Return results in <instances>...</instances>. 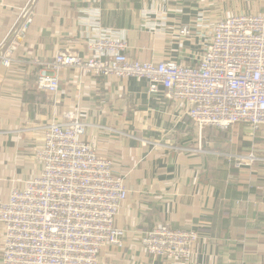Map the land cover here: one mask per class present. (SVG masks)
<instances>
[{
  "label": "crops",
  "instance_id": "0c3cea01",
  "mask_svg": "<svg viewBox=\"0 0 264 264\" xmlns=\"http://www.w3.org/2000/svg\"><path fill=\"white\" fill-rule=\"evenodd\" d=\"M28 1L0 0V43ZM31 5L32 22L11 67L0 63V198H7L13 180L38 168L32 151L40 145L38 128L78 108L87 123L83 139L115 163L116 174L126 175L128 194L115 220L126 237L122 247L101 252V264H264V127L252 136L241 124L228 132L206 129L199 142L192 121L180 119V108L162 88L149 92L144 79L89 77L66 68L56 104L36 88L38 74L58 50L86 56V43L108 33L126 39L133 59L194 66L203 48L197 30L228 14H264V0ZM183 26L193 35H178ZM249 153L261 159L238 167L226 156ZM158 223L198 232L190 259L170 261L143 248L142 237Z\"/></svg>",
  "mask_w": 264,
  "mask_h": 264
},
{
  "label": "built area",
  "instance_id": "2783aa9c",
  "mask_svg": "<svg viewBox=\"0 0 264 264\" xmlns=\"http://www.w3.org/2000/svg\"><path fill=\"white\" fill-rule=\"evenodd\" d=\"M32 2L21 8L0 43L6 68L26 38ZM177 34L193 32L183 26ZM195 35L203 39V48L190 66L172 59H133L126 39L108 33L86 43V56L58 50L38 74L36 88L56 104L66 68L89 77L144 79L149 92L162 88L180 108V119L192 121L199 142L206 129L228 132L236 124L254 135L264 127V14H228ZM86 129L78 108L38 128L40 145L32 150L38 168L13 180L7 198H0V264H101L106 247L123 246L126 230L115 220L128 194L126 175L116 174L115 163L97 154L95 142L83 139ZM226 156L238 167L261 159L254 153ZM198 239L194 229L158 223L141 245L150 255L184 262Z\"/></svg>",
  "mask_w": 264,
  "mask_h": 264
},
{
  "label": "rangeland",
  "instance_id": "374dc122",
  "mask_svg": "<svg viewBox=\"0 0 264 264\" xmlns=\"http://www.w3.org/2000/svg\"><path fill=\"white\" fill-rule=\"evenodd\" d=\"M237 125V124H236ZM241 125H244V124H241ZM247 127V126H246ZM247 130H249L250 131V129H249V127L248 128H246ZM248 133H250V132H248ZM250 135H251V133H250ZM247 136V135H246ZM252 136V135H251ZM249 138H250V136H248ZM252 146H254L253 144H252ZM251 149H256V148H251ZM2 199V198H1Z\"/></svg>",
  "mask_w": 264,
  "mask_h": 264
}]
</instances>
